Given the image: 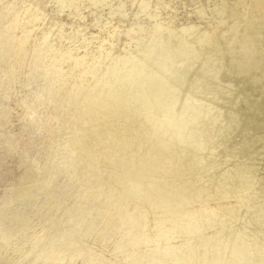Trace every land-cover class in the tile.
I'll return each mask as SVG.
<instances>
[{
  "label": "rangeland",
  "instance_id": "obj_1",
  "mask_svg": "<svg viewBox=\"0 0 264 264\" xmlns=\"http://www.w3.org/2000/svg\"><path fill=\"white\" fill-rule=\"evenodd\" d=\"M0 224L45 232L0 264H264V0H0Z\"/></svg>",
  "mask_w": 264,
  "mask_h": 264
},
{
  "label": "bare ground",
  "instance_id": "obj_2",
  "mask_svg": "<svg viewBox=\"0 0 264 264\" xmlns=\"http://www.w3.org/2000/svg\"><path fill=\"white\" fill-rule=\"evenodd\" d=\"M203 40V39H202ZM166 48H167V46H166ZM184 49V48H183ZM185 51H187L186 49H185ZM119 67V66H118ZM120 69V68H119ZM116 70V69H115ZM114 70V71H115ZM117 71V70H116ZM118 72V71H117ZM116 72V73H117ZM115 75V74H114ZM116 77V76H115ZM114 77V78H115ZM123 77V76H122ZM113 78V79H114ZM118 78V77H117ZM125 78H126V76H125ZM118 80V79H117ZM114 81V80H113ZM122 86H125V85H122ZM118 87V86H117ZM95 92V91H94ZM114 92V91H113ZM98 93H100V92H98ZM94 93H92V95H93ZM103 94V93H102ZM112 94V93H111ZM96 95H97V93H96ZM100 95V94H99ZM106 95V94H105ZM116 95H118V94H116ZM99 97V96H98ZM103 97H104V95H103ZM107 97V96H106ZM109 97H110V95H109ZM116 97V96H115ZM118 97V96H117ZM95 98H96V96H95ZM112 98H113V96H112ZM103 99V98H102ZM105 99V98H104ZM115 98H113V100H114ZM110 100V99H109ZM116 100V99H115ZM99 101L100 100H98V98L97 99H89L88 101H87V105H90L91 107H100V108H102V111L104 112V110L103 109H105L107 106H108V104L106 103V100H104V101H100V103H99ZM111 101V100H110ZM114 102H116V101H114ZM111 104V103H110ZM115 104V103H114ZM117 104V103H116ZM118 105V104H117ZM111 106V105H110ZM110 106H108V108L110 107ZM115 107V106H114ZM111 108V107H110ZM91 109V108H90ZM113 109V108H112ZM115 109V108H114ZM85 110V109H84ZM88 111H89V109H88ZM84 112V111H83ZM90 112H91V110H90ZM100 112V111H99ZM93 113V112H92ZM89 115H90V113H88ZM97 114V113H96ZM98 114H101V113H98ZM97 114V115H98ZM90 117V116H89ZM98 117V116H97ZM96 117V118H97ZM95 118V117H94ZM78 119H80V118H78ZM98 119H99V121L101 120V115L98 117ZM91 120V119H90ZM95 120V119H94ZM85 121V120H84ZM98 121V122H99ZM193 136V135H192ZM166 160V159H165ZM158 161H159V159H158ZM158 161H157V163H158ZM172 161V160H171ZM160 162H163V161H160ZM153 163V162H152ZM156 163V164H157ZM172 163V162H171ZM158 165V164H157ZM160 165H162V164H160ZM168 168V167H167ZM68 185V184H67ZM64 191V190H63ZM59 192V191H58ZM64 194V193H63ZM261 205V204H260ZM262 206V205H261ZM257 207V206H256ZM75 208V207H74ZM256 209H258V208H256ZM257 214V213H256ZM259 214V213H258ZM255 215V214H254ZM22 216V215H21ZM34 217V216H33ZM255 218H257V217H254V219ZM260 218H263V217H260ZM260 218H258V219H260ZM253 219V220H254ZM256 220V219H255ZM81 221V220H80ZM257 221V220H256ZM259 221V220H258ZM133 222V221H132ZM197 222V221H196ZM17 223V222H16ZM187 223V222H186ZM256 223V222H255ZM11 224V223H10ZM138 224V223H137ZM13 225V224H12ZM84 225V224H83ZM13 226H15V224L13 225ZM68 231V230H67ZM30 231H26V230H22V228H19V229H16V230H13L10 226H7V225H1L0 224V239L1 238H6L7 239V237H9L10 239H15V240H13V242H15V243H20L21 244V246L22 247H24L27 243H28V241H29V238H30V240H31V247L29 248V252H31V251H35L37 248H38V246L42 243V236H43V234L45 233L44 232V229L42 228V229H40V228H38L37 229V232H34V231H31V233H29ZM47 235V234H46ZM45 241V240H44ZM46 242V241H45ZM53 242V241H52ZM57 248V247H56ZM71 248V247H70ZM72 251V250H71ZM181 251V250H180ZM37 252V251H36ZM35 252V253H36ZM69 252H70V250H69ZM62 253V250L60 249V248H58V249H56V250H54L52 253H49V255H48V264H57L58 263V261H57V256L59 255V254H61ZM168 255H171V256H175V253H174V251H169V253H168ZM39 256V255H38ZM91 258V257H90ZM44 260V259H43ZM47 260V259H46ZM59 260V259H58ZM179 260H180V258H179ZM56 261H57V263H56ZM100 262V261H99ZM158 262V261H157ZM101 263V262H100ZM177 263H179V262H177ZM59 264V263H58ZM159 264H164V262L163 261H160L159 262Z\"/></svg>",
  "mask_w": 264,
  "mask_h": 264
}]
</instances>
